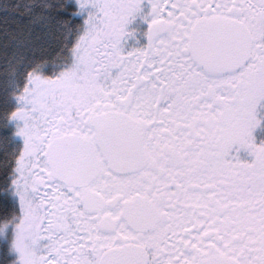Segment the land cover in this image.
Masks as SVG:
<instances>
[{
  "label": "snow or ice",
  "instance_id": "1",
  "mask_svg": "<svg viewBox=\"0 0 264 264\" xmlns=\"http://www.w3.org/2000/svg\"><path fill=\"white\" fill-rule=\"evenodd\" d=\"M0 264H264V0H0Z\"/></svg>",
  "mask_w": 264,
  "mask_h": 264
}]
</instances>
